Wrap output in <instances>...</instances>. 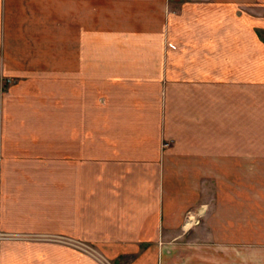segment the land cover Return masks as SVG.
I'll use <instances>...</instances> for the list:
<instances>
[{
    "label": "crops",
    "instance_id": "0c3cea01",
    "mask_svg": "<svg viewBox=\"0 0 264 264\" xmlns=\"http://www.w3.org/2000/svg\"><path fill=\"white\" fill-rule=\"evenodd\" d=\"M204 1L210 35L176 52L168 0H0L3 28L45 18L83 45L92 11L165 26L147 80L99 79L92 98L82 53L66 82L0 85V233L19 239L0 264H264V0ZM220 27L222 52L204 56Z\"/></svg>",
    "mask_w": 264,
    "mask_h": 264
},
{
    "label": "rangeland",
    "instance_id": "374dc122",
    "mask_svg": "<svg viewBox=\"0 0 264 264\" xmlns=\"http://www.w3.org/2000/svg\"><path fill=\"white\" fill-rule=\"evenodd\" d=\"M210 3L204 0H168L170 14L175 17L173 24H179L180 27L171 25L170 36L175 41L170 45L167 43V49L176 52L186 50L187 46L184 44L186 37L196 34H202L205 37L210 35V31L197 26L199 14L211 16V11L205 12L206 7L211 5ZM191 7H195L196 10L192 11ZM129 13L104 11L98 15V12L92 11V25L85 28L90 31V41L89 44L84 45L73 41L74 33L71 28L50 25V20H45V18L42 25H14L7 28L0 26V56L3 54L9 57L10 71L8 73L11 74L10 76L1 75L0 85L10 86L20 81H27V79L49 82L54 77H58L60 83L66 82L68 66H83L82 53L85 54L84 65L91 68L92 98L95 97L93 86H98L99 79L109 82L117 77H134L139 80L151 78L144 74L145 69L153 65L160 67L163 62V56L156 59L157 56L154 55L158 51L163 54L162 43H156L165 28L160 22L161 13L159 11ZM164 14L167 16L168 12L164 11ZM150 20L156 23H151ZM133 24L139 25L135 27ZM226 29L228 28L220 27L213 32L215 40L208 50H203L204 56H214L212 53L216 52L219 46L220 51H218L222 52V36H225ZM256 33L264 42V34L259 31ZM75 34L77 36L78 32ZM3 35L6 37L5 41ZM88 61L89 65H87ZM122 67H131L128 70L135 68L132 72H137L139 69L142 73L140 77L135 76L136 74H133L134 76L115 74ZM99 71L105 74L98 75ZM145 93L148 94L149 91ZM203 112L204 116L210 118V106H204ZM252 125V130H254L257 123ZM192 224L193 226L199 225V221ZM18 240L11 238L5 242Z\"/></svg>",
    "mask_w": 264,
    "mask_h": 264
},
{
    "label": "built area",
    "instance_id": "2783aa9c",
    "mask_svg": "<svg viewBox=\"0 0 264 264\" xmlns=\"http://www.w3.org/2000/svg\"><path fill=\"white\" fill-rule=\"evenodd\" d=\"M188 217H189V216H188ZM193 222H194V220H192V218L189 217V218L187 219V221H186V225H188V223H190V225H193V224H192ZM11 238H13V237H10V236H7V235H4V234L0 233V245H1L3 242H5V241L10 240Z\"/></svg>",
    "mask_w": 264,
    "mask_h": 264
},
{
    "label": "bare ground",
    "instance_id": "6f19581e",
    "mask_svg": "<svg viewBox=\"0 0 264 264\" xmlns=\"http://www.w3.org/2000/svg\"><path fill=\"white\" fill-rule=\"evenodd\" d=\"M190 225V223H188V226Z\"/></svg>",
    "mask_w": 264,
    "mask_h": 264
}]
</instances>
